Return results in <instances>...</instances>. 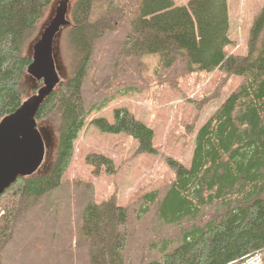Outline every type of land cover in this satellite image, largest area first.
<instances>
[{"label":"trees","instance_id":"16d2710c","mask_svg":"<svg viewBox=\"0 0 264 264\" xmlns=\"http://www.w3.org/2000/svg\"><path fill=\"white\" fill-rule=\"evenodd\" d=\"M55 1L0 0V120L39 87H26L28 49ZM68 18L65 80L35 118L54 129V157L0 196V264H243L255 254L264 264V7L245 56L226 52L227 0H74ZM194 91L191 114L176 116L181 136L221 103L195 133L189 166L169 159L172 180L138 184L125 205L98 202L94 179L119 165L79 144L89 118L126 92L167 103ZM87 124L137 140V155L160 153L159 131L125 109Z\"/></svg>","mask_w":264,"mask_h":264},{"label":"rangeland","instance_id":"374dc122","mask_svg":"<svg viewBox=\"0 0 264 264\" xmlns=\"http://www.w3.org/2000/svg\"><path fill=\"white\" fill-rule=\"evenodd\" d=\"M182 3L176 1V5ZM227 7L228 35L231 43L226 48V52L232 56H245L249 31L254 19L264 7V0H227ZM47 19L40 26L38 33L46 24ZM62 38L63 34L61 33L57 38L55 51L60 69L59 73L62 76L60 78L64 81L65 63ZM146 66L150 71L153 70L154 59L152 56L146 59ZM25 80L26 87L37 86L28 77ZM235 81H237L236 76L229 79L223 98L231 92ZM154 90L157 91V89ZM198 93L199 91L187 93V98L183 93H179L178 96L166 103L167 99L161 102L153 96L146 98L145 94L138 96L136 93L126 92L121 98H116L100 112L89 118L88 122L93 118H104L112 121L115 110L125 109L147 127L157 129L158 134H160L156 138L157 142L161 144L159 154L137 155L135 150L138 147V142L132 137L109 134L87 124L88 122L84 124L83 130L78 136L79 144L110 155L119 165V173L117 172L116 175L112 174L111 177L101 176L94 179L98 202L113 196L118 205H125L127 196L138 184L142 183L147 189L163 181L172 180L175 176V170L170 165L169 159L179 161L184 166H189L194 148L195 133L221 103L217 100L206 104L199 113L194 125H192V132L186 136H181L178 128L180 124L177 122L176 116H179V121H181L191 114L190 110L196 106L194 101L197 100ZM30 96L27 93L24 100ZM166 97H168V94L165 95ZM187 125L190 126L189 122H187ZM37 128L47 146L46 162L43 165L45 166L53 160L56 136L53 128L39 126ZM78 167L77 171L83 177H90V168H85L84 165H78Z\"/></svg>","mask_w":264,"mask_h":264},{"label":"water","instance_id":"95a60500","mask_svg":"<svg viewBox=\"0 0 264 264\" xmlns=\"http://www.w3.org/2000/svg\"><path fill=\"white\" fill-rule=\"evenodd\" d=\"M73 1H55L46 24L29 46L31 63L25 70V76L39 87L13 114L0 120V196L18 178L37 175L46 158L47 146L35 118L46 98L63 81L55 48L62 31L71 27L68 16Z\"/></svg>","mask_w":264,"mask_h":264},{"label":"built area","instance_id":"2783aa9c","mask_svg":"<svg viewBox=\"0 0 264 264\" xmlns=\"http://www.w3.org/2000/svg\"><path fill=\"white\" fill-rule=\"evenodd\" d=\"M2 215V212H0V217ZM243 264H262L261 257L259 254H255L251 258H249L245 263Z\"/></svg>","mask_w":264,"mask_h":264}]
</instances>
